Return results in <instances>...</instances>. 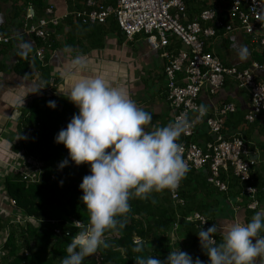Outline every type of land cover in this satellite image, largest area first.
I'll return each mask as SVG.
<instances>
[{"label":"trees","instance_id":"trees-1","mask_svg":"<svg viewBox=\"0 0 264 264\" xmlns=\"http://www.w3.org/2000/svg\"><path fill=\"white\" fill-rule=\"evenodd\" d=\"M30 1L36 5L37 17L42 16L45 8L43 0ZM196 2H201L202 5L198 11L193 9L195 17L206 8L203 0H185L188 20H191L189 5ZM35 39L37 48L45 46L53 50L58 44L53 40L52 34L46 42L36 37ZM70 39L71 37L67 39L69 45L72 44ZM10 43L0 47V56L9 51ZM180 46L181 43L177 41L172 49L177 51ZM46 61L45 58L42 62H35L34 68L40 72L37 79L40 89L32 95L26 107L21 109L16 127L19 149L25 159L40 166V172L33 181H26L21 172L11 170L1 182L3 195L9 199L11 210H17L22 217H32L41 223L27 221L13 225L4 219L3 213L0 212V228L3 230L0 264H60L61 258L66 254L67 244L79 231L73 222L80 220L87 223V210L80 201L82 192L78 186L88 174V166H75L69 160L65 167L59 168L60 162L67 158V150L62 144L54 142L55 135L78 110L62 97L42 93L51 81L54 82ZM6 70L5 63L0 59V72ZM13 71L29 79L33 78L34 74L25 59L15 62ZM50 100L55 101L54 109L47 107ZM234 112L230 113L226 120L230 119ZM182 139L181 134L178 141ZM208 174L207 167L188 168L179 186L183 205H174L166 189L153 192L144 200L130 199L129 213L125 217H117L118 221L124 223V227L117 226L116 229L107 230L105 239L110 246L98 249L96 253L86 257L83 264H134V258L141 255L132 251L137 242L135 239L143 241L142 254L145 256H155L163 260L169 252L178 248L193 259L199 258L203 264H207L208 258L200 247L197 233L215 225L219 218L233 219L229 199L240 201L238 208L243 212L244 223L257 212L249 209L248 203L264 199V170L252 168V180L245 183L239 182L231 170L222 173L220 180L227 184L225 192L219 191L208 182ZM246 185L254 186L256 192L253 195L246 193ZM192 212L204 216L207 227H196L194 222L186 221L185 217ZM51 219L57 221L59 234L53 232V226L46 224ZM174 222L178 223V236L172 240L169 232ZM260 235H264V231H261ZM215 239L217 242L221 239L217 233Z\"/></svg>","mask_w":264,"mask_h":264},{"label":"built area","instance_id":"built-area-1","mask_svg":"<svg viewBox=\"0 0 264 264\" xmlns=\"http://www.w3.org/2000/svg\"><path fill=\"white\" fill-rule=\"evenodd\" d=\"M75 1L78 6L61 17L54 14L51 5L44 8L42 16L37 17L35 6L28 2L22 18V34L46 42L52 27L58 26L60 20L67 17H72L82 25H103L110 16L115 18L128 40L137 34H143L151 48L159 51L164 59L163 74L173 112L171 122L182 114L191 121V126L182 133L183 139L178 141L183 146L182 158L188 168L207 167L208 182L222 192L227 191V184L220 180V175L229 170L239 182L251 181L255 160L249 144L241 137H225L223 132L227 116L236 110L235 105L224 103L212 114L203 107L205 113L201 116L198 109L202 106L198 103V96L201 91L214 95L226 81H231L247 94L249 106L245 122H254L260 115H264V80L256 73L264 71V61H254L249 67L238 69L225 65L207 50L209 39L217 37L220 31L222 35L237 31L249 35L264 55V0H224L225 10L209 6L191 20L186 15L185 0H111V4H106L105 0ZM12 38L0 25V47L10 43ZM172 39L180 42L183 48L175 52L167 49ZM44 52L45 46L38 47L35 56L43 61ZM54 87L55 84L51 81L42 93L55 95ZM202 124L207 129L209 140L199 144L193 137ZM39 167L31 160L22 166L11 165V170L21 172L26 181H33L40 172ZM179 186L175 190L166 189L174 205L184 204ZM244 190L250 195L256 192L252 185H246ZM257 203L256 200L251 201L247 207L256 211ZM16 216L17 224L35 221L32 217H22L17 210ZM185 219L194 222L196 227H207V220L197 212H192ZM56 222L51 219L46 224L53 226V232L59 234ZM177 231L178 223L174 222L169 232L170 239L177 238Z\"/></svg>","mask_w":264,"mask_h":264},{"label":"clouds","instance_id":"clouds-1","mask_svg":"<svg viewBox=\"0 0 264 264\" xmlns=\"http://www.w3.org/2000/svg\"><path fill=\"white\" fill-rule=\"evenodd\" d=\"M86 67V58L76 55L65 75L74 76ZM67 99L78 111L54 137V142L67 150V158L58 167H65L69 160L75 166H88V174L78 186L87 223L73 222L79 231L67 244L60 264H83L86 257L110 246L105 239L107 230L124 227L117 217L129 213L130 199L144 200L153 192L179 186L188 166L178 140L191 121L182 114L168 125L146 130L152 122L151 115L137 106L126 89L111 85L102 75L78 79ZM15 103L23 105V97ZM55 106V101L47 102L50 109ZM198 111L201 116L205 113L203 107ZM261 231L264 211H257L247 223L231 224L219 242L215 239V225L201 229L197 237L207 264H253L256 257L264 256ZM132 251L141 253L134 258V264H203L178 248L163 260L145 256L140 240Z\"/></svg>","mask_w":264,"mask_h":264},{"label":"crops","instance_id":"crops-1","mask_svg":"<svg viewBox=\"0 0 264 264\" xmlns=\"http://www.w3.org/2000/svg\"><path fill=\"white\" fill-rule=\"evenodd\" d=\"M203 1L206 7L226 8L224 0ZM28 2L35 6L38 15L36 5L30 0H0L1 28L13 37L10 49L7 48L9 51L0 56L7 68L6 71L0 72V212L3 216L16 212L14 209H12L14 212H10L9 199L3 195L1 188L3 177L10 173L11 165L22 166L29 162L17 145L18 116L21 109L28 104L35 89L39 88L37 79L40 72L34 68L35 62H42L35 56L37 40L34 36L22 34V18ZM43 2L45 7L51 5L54 14L58 17L78 5L75 0H43ZM104 2L112 3L111 0ZM201 5V2L190 3L188 13L191 19L195 17L193 9L198 11ZM117 25L113 16H110L103 25L85 26L72 17H67L60 20L58 26L52 27L50 32L53 40L55 39L54 41L58 44L53 50L45 48L44 54L47 59L46 65L50 67L51 78L54 79L55 95L70 102L67 94L78 79L83 76L102 75L111 85L126 89L137 106L151 115L152 122L146 130L152 131L153 126L163 127L170 124L173 112L169 105L166 79L163 74L164 59L159 51L151 48L146 36L137 34L133 39L128 40ZM68 37H71V45L67 43ZM176 43L177 40L172 39L167 49L175 52L176 49L172 47ZM181 48L183 47L180 46ZM207 50L216 55L225 65L238 69L247 68L254 61L264 60L258 44L253 43L249 35L243 32L235 31L222 35L220 31L217 37L209 39ZM76 55L86 58L87 67L74 76H66L71 59ZM23 59L29 62V67L33 69V78L22 77L13 71L14 63ZM256 73L264 80V71ZM18 97H23V105L15 103ZM198 103L209 114L224 103L235 105L236 110L233 116L225 122L224 135L228 138L241 137L247 142L252 158L255 160L253 168L264 170V115H260L251 123L243 120L249 106L247 94L238 89L233 82L226 81L214 95L201 91ZM206 133L205 125H199L193 139L199 144H204L209 140ZM228 201L233 219L216 220V233L220 238L231 224L244 223L243 212L238 208L241 205L240 201L233 199ZM257 211H264V199L257 203ZM2 233L3 230L0 228V239ZM253 264H264V256L256 257Z\"/></svg>","mask_w":264,"mask_h":264},{"label":"rangeland","instance_id":"rangeland-1","mask_svg":"<svg viewBox=\"0 0 264 264\" xmlns=\"http://www.w3.org/2000/svg\"><path fill=\"white\" fill-rule=\"evenodd\" d=\"M10 212H14V210H10ZM4 219H6L8 222H11L13 225H16L18 223V217L16 216V212L14 214H9L7 216H4ZM20 220V218H19ZM1 241V239H0Z\"/></svg>","mask_w":264,"mask_h":264}]
</instances>
